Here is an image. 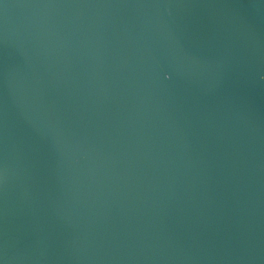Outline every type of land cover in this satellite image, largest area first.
<instances>
[{
	"label": "water",
	"instance_id": "95a60500",
	"mask_svg": "<svg viewBox=\"0 0 264 264\" xmlns=\"http://www.w3.org/2000/svg\"><path fill=\"white\" fill-rule=\"evenodd\" d=\"M0 240L264 264V0H0Z\"/></svg>",
	"mask_w": 264,
	"mask_h": 264
},
{
	"label": "flooded vegetation",
	"instance_id": "af4514ba",
	"mask_svg": "<svg viewBox=\"0 0 264 264\" xmlns=\"http://www.w3.org/2000/svg\"><path fill=\"white\" fill-rule=\"evenodd\" d=\"M9 242L5 240H0V264H27L30 258L28 255H25L24 252H21L18 256H15L14 253H10L8 249H12ZM26 260V261H25Z\"/></svg>",
	"mask_w": 264,
	"mask_h": 264
}]
</instances>
